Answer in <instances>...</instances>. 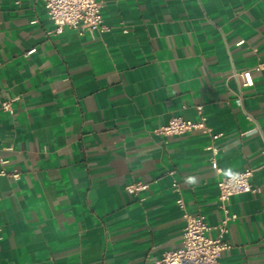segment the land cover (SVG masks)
Listing matches in <instances>:
<instances>
[{
  "label": "crops",
  "instance_id": "obj_1",
  "mask_svg": "<svg viewBox=\"0 0 264 264\" xmlns=\"http://www.w3.org/2000/svg\"><path fill=\"white\" fill-rule=\"evenodd\" d=\"M100 1L105 30L80 34L0 0V264L153 261L186 214L215 237L218 179L245 167L258 191L231 198L219 262L264 264V0ZM199 104L208 128L155 132Z\"/></svg>",
  "mask_w": 264,
  "mask_h": 264
},
{
  "label": "built area",
  "instance_id": "obj_2",
  "mask_svg": "<svg viewBox=\"0 0 264 264\" xmlns=\"http://www.w3.org/2000/svg\"><path fill=\"white\" fill-rule=\"evenodd\" d=\"M49 17L53 20L56 33H62L66 28L77 30L80 34L85 31L102 32L105 30L103 23V4L100 0H43ZM240 40L238 43H242ZM31 49L29 52H31ZM256 69H264V63L258 64ZM233 74L240 79L243 86L253 85L252 69L234 71ZM5 109L11 110L9 100L2 101ZM200 117L197 120L173 115L167 123L155 129L157 134L176 135L184 134L192 129L208 128L207 116L203 113V105L196 106ZM218 133H213L216 139ZM212 166L218 171L217 162L213 159ZM254 169L245 167L230 172L218 179L219 201L225 212V217L220 225V233L213 237L209 234L212 226L206 221L203 214H186V225L183 231L181 246L166 250L161 257L153 261H142L140 264H220L219 257L223 250L231 247V242L223 238L227 231L229 220L237 217L236 213H229L228 204L231 198L243 192H257L258 188L252 182ZM1 169V173H5ZM17 175V173H13ZM145 181H132L126 184L125 189L130 193H138L148 188ZM175 190H179L177 181L173 182ZM179 206H184L182 197L177 198Z\"/></svg>",
  "mask_w": 264,
  "mask_h": 264
}]
</instances>
